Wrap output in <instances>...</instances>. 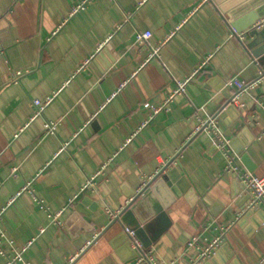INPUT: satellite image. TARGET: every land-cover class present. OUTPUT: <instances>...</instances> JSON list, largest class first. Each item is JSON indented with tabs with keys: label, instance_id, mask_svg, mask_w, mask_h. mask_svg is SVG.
<instances>
[{
	"label": "crops",
	"instance_id": "obj_1",
	"mask_svg": "<svg viewBox=\"0 0 264 264\" xmlns=\"http://www.w3.org/2000/svg\"><path fill=\"white\" fill-rule=\"evenodd\" d=\"M221 5L0 0V224L17 249L32 240L26 260L151 264L123 223L110 225L109 209H125L173 160L184 192L167 208L169 225L151 244L163 226L156 216L146 239L138 233L153 262L192 264L221 235L203 264H264V206L245 212L250 191L226 170L228 155L210 130H198L217 116L233 151L247 155L242 168L264 177V54L248 47L249 30L264 29V0ZM146 30L152 35L141 41ZM234 76L254 84L235 96L226 84ZM188 78L186 92L170 99ZM50 96L35 115L34 99ZM28 182L46 207L23 190ZM50 211H63L61 223Z\"/></svg>",
	"mask_w": 264,
	"mask_h": 264
},
{
	"label": "built area",
	"instance_id": "obj_2",
	"mask_svg": "<svg viewBox=\"0 0 264 264\" xmlns=\"http://www.w3.org/2000/svg\"><path fill=\"white\" fill-rule=\"evenodd\" d=\"M139 39L141 41L147 40L152 34L151 31L146 30L145 32H139ZM159 49L155 48L153 49V52L151 55H159ZM202 68V66H200ZM188 79L181 80V82L177 83V88L174 90V92L170 95V99L173 98L176 94H181L186 92L187 88V82ZM226 84L233 85L237 89V93L235 96L241 92L242 90H245L246 88L250 87V85L254 83H246L243 79H241L238 76L232 77V79H229ZM233 97V99L235 98ZM53 99V96L47 97L46 99L40 100V99H34V106H36V112L35 115H39L43 113L46 105L50 103ZM161 107L156 108V111H159ZM217 116H209L207 120H204L201 125L198 127L199 129L205 128L210 130L212 135H214L215 138V145L216 147H219L227 153L229 158V163L226 167V170L232 173H237V177L240 179V181L247 187V189L251 193V199L249 202V206L245 210V212H248L252 210L255 207L258 206H264V177H261L257 174H255L253 171L250 172L247 169H243L242 165L240 164V161H242V155L238 152L233 151L231 146V139L228 138L223 131L221 130L219 126V121ZM57 128L56 122H47V131L48 132H55ZM100 171L97 172V175L100 174ZM97 175L90 177L85 185L82 187V191H85L88 187L95 184V180L97 178ZM155 175H152L149 177L147 181L141 186L142 191L149 181L154 178ZM23 190H31L34 192V189L32 188V183L28 182L23 187ZM35 200L37 201L38 205L42 207H46V204L44 201L37 196L36 192H34ZM73 201V200H72ZM124 209H118V210H111L109 209V213L112 218H115L117 215H119ZM63 211H60L58 213H54L53 211H50V215L53 217V221H56L58 223H61L59 220V216L61 215ZM4 210L0 211V220L3 216ZM228 228V227H226ZM125 232L127 233L130 241L132 242V245L141 250V254L139 256L141 261L149 262L151 264H155L153 262V258L151 257V251L150 253L145 250L144 242L141 240V238L138 236L137 230L135 228H130L128 226H125ZM222 236L215 238V240L211 243H208L207 245L203 246L202 251L199 255V259L195 260L192 264H203L208 258L211 257V255L215 252V248L220 244V241ZM199 241V236L192 237V240L190 241V244H195ZM32 243V240H30L27 245H25L22 249H17L16 244L14 242V239L12 240L10 237H8L6 230L1 226L0 224V253L5 256L7 264H33L32 262L25 259L23 253L25 250H27Z\"/></svg>",
	"mask_w": 264,
	"mask_h": 264
},
{
	"label": "water",
	"instance_id": "obj_3",
	"mask_svg": "<svg viewBox=\"0 0 264 264\" xmlns=\"http://www.w3.org/2000/svg\"><path fill=\"white\" fill-rule=\"evenodd\" d=\"M214 1L219 4L223 10H226L225 6L221 5L224 0ZM249 33L253 38L248 42V47L254 48L253 52L256 56H262L264 54V45L260 47L255 46L264 39V29L259 30L257 26H255L249 30ZM261 63L264 65L262 61ZM245 159H247V155L243 154L242 160ZM172 161L173 160L167 162L166 165L162 167L159 173H157L154 178L149 181L147 186L132 199L126 208L114 218L110 225L119 221L123 223L124 226L138 229L139 232L137 233L144 235L146 239L144 230H150L152 226L156 225L154 222L158 221V223H163L162 229L152 235L151 239L147 241L151 244L152 241L159 237L161 231L165 230L170 222L167 208L177 199V195H179L180 192H184V188L177 182V176L179 175L177 169L169 167ZM192 192L193 189L191 188L188 194ZM79 216V212L75 211L70 219L73 220ZM153 216H156L154 218L156 221L154 222L150 220ZM142 225H145L144 228Z\"/></svg>",
	"mask_w": 264,
	"mask_h": 264
}]
</instances>
